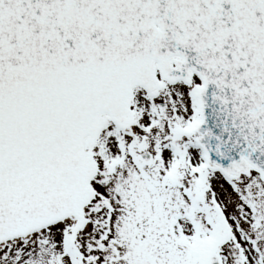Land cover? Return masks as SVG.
<instances>
[{"label":"snow or ice","instance_id":"obj_1","mask_svg":"<svg viewBox=\"0 0 264 264\" xmlns=\"http://www.w3.org/2000/svg\"><path fill=\"white\" fill-rule=\"evenodd\" d=\"M0 264H264V0H0Z\"/></svg>","mask_w":264,"mask_h":264}]
</instances>
